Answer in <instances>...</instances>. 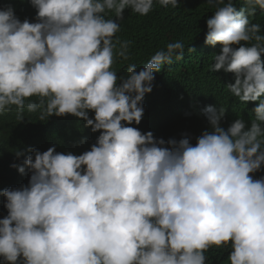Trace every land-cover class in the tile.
Returning <instances> with one entry per match:
<instances>
[{"label":"clouds","instance_id":"clouds-1","mask_svg":"<svg viewBox=\"0 0 264 264\" xmlns=\"http://www.w3.org/2000/svg\"><path fill=\"white\" fill-rule=\"evenodd\" d=\"M157 2L179 7L178 0ZM208 2L216 11L205 43L222 48L208 64L200 60L198 91H212L214 82L231 92L239 117L225 129L222 100L200 91L206 99L195 103L181 94L164 124L193 116L196 143L131 126L146 116L144 97H156L154 73L194 49L170 42L139 72L135 64L126 76L112 70L117 55L129 58L131 44L114 41L117 21L126 8L147 15L154 0H30L35 22L0 8V113L15 106L20 121L25 109L40 110L41 121L70 114L91 128L79 138L82 151L28 148L23 165H12L31 175L27 185L2 192V264H206L210 248L226 245L230 264H264V172L250 175L264 167V34L249 19L264 11V0L240 8Z\"/></svg>","mask_w":264,"mask_h":264},{"label":"trees","instance_id":"trees-1","mask_svg":"<svg viewBox=\"0 0 264 264\" xmlns=\"http://www.w3.org/2000/svg\"><path fill=\"white\" fill-rule=\"evenodd\" d=\"M178 3L179 7L176 8L171 5L162 7L157 0H154L152 11L143 16L132 12L131 8L125 9L124 19L117 21L120 24V31L113 39L114 41L117 38L121 41H131L128 49L129 58L125 60L117 55L112 70L118 76H126L128 65L135 64L136 71L139 72L155 52L166 50V45L170 42L181 41L185 45L186 53L189 52L190 47L194 49L193 53L184 55L183 59L172 58L169 66L165 69L160 68V72L154 73L153 91L155 89V92L151 96L156 97L153 101L147 102L144 97L143 107L146 116H143L139 125L133 123L131 126L143 133L151 131L154 136L158 135L165 140L170 138L179 140L187 134L190 142L196 143V138L193 136L195 122L193 116L189 118L181 116L164 124L165 116L174 113L180 107V95H187L190 92L192 101L201 103L206 99L200 93L202 91L213 101L222 100L225 103L223 107L226 115L221 125L225 129L230 126L232 120L239 117L237 110H234L238 100L227 90H216L217 86L214 82H210L212 91L204 89L198 91L201 85V80L198 79V72L201 69L200 60L208 64L213 60V54L220 53L222 48L220 44L212 46L205 43V35L208 31L206 21L214 15L216 5L210 4L208 0H178ZM233 3L240 8L244 6L245 0H233ZM7 5L14 8L16 16L21 21L28 19L30 22H35L36 9L32 7L30 0H0V8ZM105 18L115 19L114 13L106 12ZM249 19L251 23H259L261 34H264V11L258 8L255 16ZM147 25L149 28L141 32ZM153 28H164V31L169 34L168 37L154 35L151 32ZM208 48L212 51L207 50ZM118 49L119 45H117ZM31 99L38 102L37 97ZM39 116L40 110L30 113L25 109L24 120L20 121L17 119L15 106L11 111L0 113V219L8 214L5 207L6 198L2 195L3 190L19 188L29 182L31 173L27 168L25 174H21L17 168L12 167L13 164L23 165L27 155L32 154L27 151L28 148L43 152L55 146L58 149L72 147L76 151H82L84 149L78 148L79 138L88 133L91 134V128L85 126L84 120L70 114L63 117L53 115L43 121L39 119ZM204 131L206 129H203ZM88 143L91 145L92 142L88 140ZM16 151H22L25 155L17 158ZM263 172L264 167L256 175L255 173L250 175L254 179H259ZM230 251V245L223 248H210L205 253L206 264H230L228 261ZM0 264H2V258H0Z\"/></svg>","mask_w":264,"mask_h":264}]
</instances>
